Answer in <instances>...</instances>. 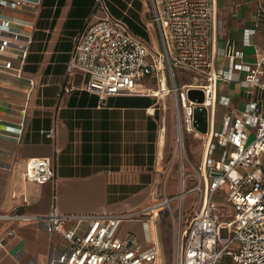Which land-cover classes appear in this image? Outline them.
Instances as JSON below:
<instances>
[{"label": "built area", "instance_id": "1", "mask_svg": "<svg viewBox=\"0 0 264 264\" xmlns=\"http://www.w3.org/2000/svg\"><path fill=\"white\" fill-rule=\"evenodd\" d=\"M147 2L153 26L151 44L114 17L106 0H96L93 12L72 37L66 74H85L82 88L100 101L113 95L147 92L143 83L149 76L155 78L156 90L164 80L168 89L160 94L175 97L176 156H182L177 148L184 144L185 131L201 141L196 182L188 188L182 177L175 195H165L136 211L75 215L59 213L51 206L43 215L2 214L0 218L39 220L51 238L57 237L55 242L50 240L45 264H162L154 220L167 216L174 221L169 203L182 192H193L198 195L194 211L187 217L183 212L177 216L176 249L170 264H264V53L247 63L240 61V50L230 49L226 66L215 60V0ZM40 3L0 0V73L23 78L32 28L31 23L4 12ZM257 11L264 24V3ZM254 32L245 29L244 44ZM176 69L187 72L189 82L178 85ZM235 70L244 73L242 90L252 97L242 107L230 105L228 95H217L218 82L231 81ZM189 89H200L203 101L190 100ZM217 104L227 107L220 121L215 115ZM195 105L206 108L204 133L193 126ZM23 177L37 184L53 179L51 158H28ZM223 200L229 209L221 213L216 201ZM136 219L142 223V239L122 229L125 221Z\"/></svg>", "mask_w": 264, "mask_h": 264}, {"label": "crops", "instance_id": "2", "mask_svg": "<svg viewBox=\"0 0 264 264\" xmlns=\"http://www.w3.org/2000/svg\"><path fill=\"white\" fill-rule=\"evenodd\" d=\"M110 1L116 2V10L133 29L152 35L147 0ZM95 2L41 0L37 7L21 5L4 12L32 28L23 78L0 73V215H43L51 206L64 214H118L156 202L170 128L164 107L168 94H160L168 89L166 83L156 90L151 86L155 78L149 76L143 83L147 92L100 101L82 88L85 74H66L72 37ZM215 3V60L226 66V53L236 49L242 52L240 61H255L264 53V24L257 11L264 0ZM245 29L255 30L248 44L243 41ZM241 75L235 70L231 81L217 84V95H228L235 107L252 98L242 90ZM217 108L222 109L219 118ZM226 111V106L217 104L218 121ZM174 124L176 132L175 119ZM30 157L51 158L53 179L44 184L26 181L23 171ZM132 229L137 233L135 226ZM50 240L57 237L51 238L39 220L0 218V264H45Z\"/></svg>", "mask_w": 264, "mask_h": 264}, {"label": "rangeland", "instance_id": "3", "mask_svg": "<svg viewBox=\"0 0 264 264\" xmlns=\"http://www.w3.org/2000/svg\"><path fill=\"white\" fill-rule=\"evenodd\" d=\"M106 4L108 8L110 9L111 14L114 17L120 18L129 28L130 30L138 34L142 39H144L146 42L152 43V40L148 33H144L139 31L137 28L133 29V25L131 22H129L127 19L124 18V15L121 13V11L116 10V2L106 0ZM120 4V3H119ZM243 74L241 77H243ZM176 83L179 85L181 82H187L190 80V76L187 72H183L180 69H176ZM165 83L163 80L161 84ZM157 83L152 84L151 86L153 88H156ZM168 88V86H167ZM166 104H164V107H166V111L168 108L169 113V124L170 128L168 126L166 130V137H165V144L163 147V159L161 161L160 165V180L158 182V191L157 196L155 198L156 201H161L164 199V192H163V185L165 184V190L168 193L167 197L169 198V194L172 196L175 195L179 190V183L181 181V178H185L186 181V187H191L196 182V170L197 166L199 165L201 161V152H202V145L201 141L195 137H193L191 134H189L187 131H185V140L184 144L182 145L183 150L181 153H179L177 148V157L175 154V114H176V107H175V97L172 93H169L166 96ZM222 109L217 108V117L219 118L220 113ZM253 138V134L250 135V139ZM225 190V185L221 187ZM180 195V194H179ZM179 195L177 198H174L169 204L172 209V213L174 216V221L167 216L161 217V218H155V234L158 240L159 248H160V254H161V261L162 264H170L173 255H174V248L176 249V242H177V209L179 208L180 213L183 212L184 216H190L191 213L194 211L197 201H198V195L196 193H188L185 195L184 199L183 196L181 199H179ZM184 195V194H183ZM152 201V200H150ZM149 201V202H150ZM219 211L221 213L227 211L229 208L226 206L225 200L217 202ZM149 205V204H148ZM178 210V211H179ZM137 221L132 222L133 220L128 221V224H122L123 230L129 229L132 230V227L135 226L137 233L139 232V235L137 236L140 238L142 237L141 234H143L142 229V223L140 219H136ZM185 222V219L183 220ZM126 223V222H125ZM185 226V223H183L182 227ZM134 232V231H133ZM228 259L223 258V261H227ZM232 264V263H229Z\"/></svg>", "mask_w": 264, "mask_h": 264}, {"label": "water", "instance_id": "4", "mask_svg": "<svg viewBox=\"0 0 264 264\" xmlns=\"http://www.w3.org/2000/svg\"><path fill=\"white\" fill-rule=\"evenodd\" d=\"M187 96L190 100L196 103H201L203 101V93L200 89H189L187 91ZM206 117V108L203 105H195L193 110V126L199 132L204 133L206 131Z\"/></svg>", "mask_w": 264, "mask_h": 264}, {"label": "bare ground", "instance_id": "5", "mask_svg": "<svg viewBox=\"0 0 264 264\" xmlns=\"http://www.w3.org/2000/svg\"><path fill=\"white\" fill-rule=\"evenodd\" d=\"M183 150V147H182V144H179L178 145V151H179V153H181V151ZM180 190H182V184H180ZM185 195V193L184 192H182V193H180V195H179V199H181L182 198V196L184 197V195ZM179 210V208L177 209V214H178V216H179V214H180V210Z\"/></svg>", "mask_w": 264, "mask_h": 264}, {"label": "trees", "instance_id": "6", "mask_svg": "<svg viewBox=\"0 0 264 264\" xmlns=\"http://www.w3.org/2000/svg\"><path fill=\"white\" fill-rule=\"evenodd\" d=\"M108 7V6H107ZM109 9V8H108ZM109 11H110V9H109ZM111 13V12H110ZM28 55V54H27ZM26 59H27V57H26Z\"/></svg>", "mask_w": 264, "mask_h": 264}]
</instances>
